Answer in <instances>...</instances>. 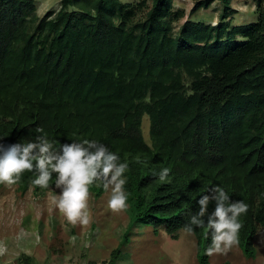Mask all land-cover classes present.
Wrapping results in <instances>:
<instances>
[{"label":"trees","instance_id":"1","mask_svg":"<svg viewBox=\"0 0 264 264\" xmlns=\"http://www.w3.org/2000/svg\"><path fill=\"white\" fill-rule=\"evenodd\" d=\"M172 1L60 0L38 17L35 0H0V137L35 139L40 127L57 143L99 139L129 163L130 223L174 240L199 197L223 186L249 204L238 247L253 258L264 232V0L242 25L230 22L231 0H196L190 14L219 2L218 21L178 25L185 11ZM163 167L169 183L153 175ZM32 179L26 171L11 185L47 189ZM192 235L198 264H208L209 230ZM20 264L33 263L23 255Z\"/></svg>","mask_w":264,"mask_h":264},{"label":"rangeland","instance_id":"2","mask_svg":"<svg viewBox=\"0 0 264 264\" xmlns=\"http://www.w3.org/2000/svg\"><path fill=\"white\" fill-rule=\"evenodd\" d=\"M134 3L141 0H120ZM196 0H173L175 8L185 11L181 25L193 22L215 24L221 11L219 2L212 3L190 14ZM150 6V0H146ZM36 15L42 17L56 12L60 0H35ZM236 10L232 25L256 21L254 0H231ZM144 140H149V123L142 120ZM59 192L55 187L43 192L29 189L21 192L16 186L0 188V264H20L23 255L33 264H198L194 236L180 231L176 240L162 230L155 235L153 227L130 223L127 209L114 211L108 206L110 190L95 197L90 194L91 222L88 225L69 223L53 204L52 197ZM128 241L120 246L124 233ZM255 256L245 258L238 245L226 253H213L208 264H264V232L259 229L255 239ZM120 247L117 259L112 251Z\"/></svg>","mask_w":264,"mask_h":264},{"label":"clouds","instance_id":"3","mask_svg":"<svg viewBox=\"0 0 264 264\" xmlns=\"http://www.w3.org/2000/svg\"><path fill=\"white\" fill-rule=\"evenodd\" d=\"M36 131L40 135L35 139L11 144L3 143V137H0V183L16 186L11 184L18 182L26 171L32 172L34 185L47 188L44 191L52 187L59 189L52 202L73 225L91 222L89 201L93 185L102 186L105 192L110 190L108 206L112 210L128 207L129 194L125 188L129 170L127 160L122 161L117 152L97 138L57 143L43 128L38 127ZM137 162H140L139 158ZM170 173L169 167H163L153 175H157L161 182L169 183ZM53 174L55 186L49 187ZM197 204L198 210L190 216L184 232L191 235L196 228L209 230L211 242L206 249L209 255L226 253L239 244L240 216L249 209L245 200H233L223 186L213 185L199 197ZM210 204L214 205L211 210Z\"/></svg>","mask_w":264,"mask_h":264}]
</instances>
